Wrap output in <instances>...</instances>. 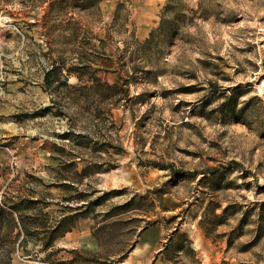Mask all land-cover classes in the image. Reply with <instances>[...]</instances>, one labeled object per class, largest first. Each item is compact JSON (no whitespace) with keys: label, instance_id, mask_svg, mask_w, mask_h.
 Masks as SVG:
<instances>
[{"label":"rangeland","instance_id":"obj_1","mask_svg":"<svg viewBox=\"0 0 264 264\" xmlns=\"http://www.w3.org/2000/svg\"><path fill=\"white\" fill-rule=\"evenodd\" d=\"M56 63L82 80L45 88ZM92 162L78 189L121 191L76 218L54 258L195 264L163 259L177 229L200 264H264V0H0V199L44 196L49 216L32 225L50 222L81 203L58 184ZM29 256L0 251V264Z\"/></svg>","mask_w":264,"mask_h":264},{"label":"trees","instance_id":"obj_2","mask_svg":"<svg viewBox=\"0 0 264 264\" xmlns=\"http://www.w3.org/2000/svg\"><path fill=\"white\" fill-rule=\"evenodd\" d=\"M88 1L97 2V0H82V7L86 8ZM122 6L124 5L119 4L118 10ZM128 21L129 13H127L125 22L127 23ZM153 38L154 30L150 32L149 37H147L142 44L144 46L150 44ZM122 55V58H125V54L122 53ZM72 74H74L78 80H82V74L78 70L68 68L64 74L63 68L59 63L52 64L51 67L46 69L44 72L43 85L45 88H51L55 84V81L60 80L62 76H64V84L69 86L68 78ZM114 85L115 84H111V87ZM74 86L75 85H73V87ZM73 134L74 136L76 134H78V136L82 135L80 133H74L72 130H67L62 134V137L71 138ZM72 164H75V162L73 161ZM94 164L95 162L88 163L84 165L81 170L77 169L76 172L78 173V178H76V180H72L73 183L69 180V182L63 181L58 184L59 186L65 187L67 189L74 188V185L77 184V186L75 185V190L77 192L72 198L77 199V201L81 203L77 204L75 207L68 204L61 206L59 209L60 214L53 216L50 222L49 220H46L45 223L41 225H32L35 222L38 223L42 221L41 217L43 215L49 216V211H44L45 206L48 204V202L44 201V196L33 197L17 195L18 197L16 199H12L11 203H8L5 199H0V240L2 241L0 251L3 253V255L5 254L8 256L9 261H12V254L14 252L22 249L23 256L30 255L29 257L31 259L37 260V263L31 262L30 264L66 263L67 260L54 258V255L62 249L55 246L57 240L72 229L76 218L81 216L96 217L98 214V212L95 213L97 205L104 203V201L107 200V198L113 193L121 191L116 189L104 190L102 194L93 199L91 194L95 191V189L89 190V188H85L83 186L78 189V186L83 184V179L90 175L92 171H94L92 170ZM58 179L60 181L63 178ZM66 199L68 200L69 198ZM132 203L133 199L131 198L122 204L112 205L107 210L101 212L102 220L94 226L93 233L112 228L116 224L120 223V221H122L119 217L121 211L118 210L123 209ZM155 222L156 221L146 218L145 225L143 226L142 230L148 228ZM29 240H32L35 244L37 242L40 243L39 249L35 251L34 254H32L31 249L27 247ZM192 244L193 240L188 236L187 233L180 232V230L176 229L169 234L168 239L164 243V247L160 250V252L163 255V259H168L174 261L175 263V258L177 257L178 252L183 250L185 256L190 257L193 263L200 264V261L198 258H196V250ZM40 251L45 252V254L43 256H39ZM32 256H35V258H32ZM125 256V254L120 255V257Z\"/></svg>","mask_w":264,"mask_h":264}]
</instances>
